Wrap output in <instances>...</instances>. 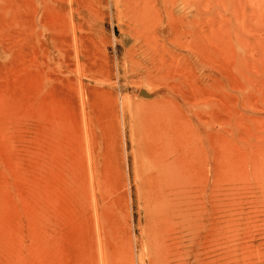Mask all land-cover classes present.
Segmentation results:
<instances>
[{
    "label": "rangeland",
    "instance_id": "rangeland-1",
    "mask_svg": "<svg viewBox=\"0 0 264 264\" xmlns=\"http://www.w3.org/2000/svg\"><path fill=\"white\" fill-rule=\"evenodd\" d=\"M0 264H264V0H0Z\"/></svg>",
    "mask_w": 264,
    "mask_h": 264
},
{
    "label": "bare ground",
    "instance_id": "bare-ground-1",
    "mask_svg": "<svg viewBox=\"0 0 264 264\" xmlns=\"http://www.w3.org/2000/svg\"><path fill=\"white\" fill-rule=\"evenodd\" d=\"M143 8V7H142ZM136 12V11H135ZM138 18H139V16H137ZM139 21V20H138ZM150 89V88H149ZM150 91V90H149ZM151 163H152V165H153V167L155 168V170H156V175L154 176L156 179H158L159 180V183H164V180H165V177H167L166 176V174L163 172V165H161V164H163L162 162H161V160H153V159H151V161H150ZM168 164V163H167ZM170 164V163H169ZM164 201V200H163ZM160 203V202H159ZM166 204V203H165ZM163 206V205H162ZM162 208V210L163 211H165L164 209H163V207H161L160 206V209ZM159 209V210H160Z\"/></svg>",
    "mask_w": 264,
    "mask_h": 264
}]
</instances>
